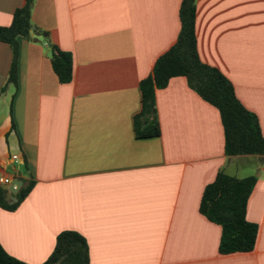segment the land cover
<instances>
[{
    "label": "crops",
    "instance_id": "1",
    "mask_svg": "<svg viewBox=\"0 0 264 264\" xmlns=\"http://www.w3.org/2000/svg\"><path fill=\"white\" fill-rule=\"evenodd\" d=\"M181 3L36 0L35 26L73 55L70 84L35 36L19 39L17 85H7L13 54L0 42V178L35 182L15 211L0 207L9 255L43 264L57 236L75 231L91 264H264V157L226 156L218 110L174 78L156 95L161 135H135L140 83L176 43ZM24 4L0 0V26ZM197 39L201 59L232 82L264 136V0H197ZM250 157L257 245L222 256V230L200 213L202 195L222 170L246 178L232 163Z\"/></svg>",
    "mask_w": 264,
    "mask_h": 264
},
{
    "label": "trees",
    "instance_id": "2",
    "mask_svg": "<svg viewBox=\"0 0 264 264\" xmlns=\"http://www.w3.org/2000/svg\"><path fill=\"white\" fill-rule=\"evenodd\" d=\"M35 2L25 0L24 6L14 13L12 23L0 26V42L8 44L13 54L7 85H17L19 39L33 40L35 36H41L49 43L52 67L59 82L70 84L74 78L73 55L52 44L49 33L35 26ZM179 17L181 30L176 43L157 59L151 75L140 83L141 111L134 117L136 137L147 139L161 135L157 91L167 88L172 79L182 77L187 80L191 90L218 110L227 157H264V136L257 115L241 103L232 82L218 68L205 63L200 57L197 0H182ZM256 184L255 176L239 179L222 170L203 192L200 213L221 227L219 253L222 256L251 253L256 248L259 226L247 219L248 202ZM34 186L33 180H24L23 187L16 195L17 202L13 204L7 201V191L0 186V207L15 211ZM0 264L27 263L9 255L0 244ZM43 264H91L86 238L75 231L60 233L53 252Z\"/></svg>",
    "mask_w": 264,
    "mask_h": 264
},
{
    "label": "rangeland",
    "instance_id": "3",
    "mask_svg": "<svg viewBox=\"0 0 264 264\" xmlns=\"http://www.w3.org/2000/svg\"><path fill=\"white\" fill-rule=\"evenodd\" d=\"M251 159H238L237 161L232 163V167H235V169L232 168V170H235L238 168L239 169V176L240 177H250L253 175V170L258 164V161L256 157H250ZM231 175L232 173H236L234 171L230 172Z\"/></svg>",
    "mask_w": 264,
    "mask_h": 264
},
{
    "label": "water",
    "instance_id": "4",
    "mask_svg": "<svg viewBox=\"0 0 264 264\" xmlns=\"http://www.w3.org/2000/svg\"><path fill=\"white\" fill-rule=\"evenodd\" d=\"M22 186L23 183L21 181L15 180L11 185L3 187V189L7 191L6 199L10 204L17 202V198H15L14 196L18 194Z\"/></svg>",
    "mask_w": 264,
    "mask_h": 264
},
{
    "label": "built area",
    "instance_id": "5",
    "mask_svg": "<svg viewBox=\"0 0 264 264\" xmlns=\"http://www.w3.org/2000/svg\"><path fill=\"white\" fill-rule=\"evenodd\" d=\"M14 159H18L17 156L14 157ZM13 183V180L12 179H9V178H0V186L2 185H11Z\"/></svg>",
    "mask_w": 264,
    "mask_h": 264
}]
</instances>
